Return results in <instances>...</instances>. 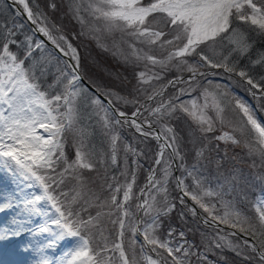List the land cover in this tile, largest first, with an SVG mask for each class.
<instances>
[{"label": "snow or ice", "instance_id": "1", "mask_svg": "<svg viewBox=\"0 0 264 264\" xmlns=\"http://www.w3.org/2000/svg\"><path fill=\"white\" fill-rule=\"evenodd\" d=\"M13 3L23 6L36 26L33 32L53 48L46 51L45 42L32 35L16 40L23 25H0V175L14 186L0 201V212L15 207L29 221L44 220L35 228L16 220L15 227L0 228V242L25 232L45 236L36 249L38 264H192V257L214 264L207 256L214 249L264 264V194L249 200L247 176L235 163L222 171L228 153L225 149L220 157L218 151L219 142L239 147L251 160L250 168L264 169V123L257 115L264 113V75L256 77L248 66H240L254 46L252 34L264 37V0H67V14L80 25L79 36L141 69L134 73L136 84L129 95L103 83L87 87L80 52L62 27L39 5L34 11L28 0ZM48 7L55 11L57 5ZM37 50L40 54L34 55ZM257 65L264 67V53L251 60V67ZM171 71L178 75L161 83ZM220 79L246 85L255 107ZM127 106L134 108L130 115L121 110ZM182 117L191 121L187 142L172 123ZM95 127L106 139L107 152L90 144ZM125 127L139 134L141 143L151 138L158 144L136 193L138 158L144 153L123 140ZM69 137L72 157L66 152ZM213 141L218 142L212 149L215 159L209 148ZM185 143L194 152L191 165ZM121 144L123 181L108 174ZM129 153L136 166L130 175ZM230 159L242 162L238 156ZM210 164L215 168L212 178L207 174ZM175 171L180 175L174 176ZM256 179L264 180V172L256 173ZM173 180L179 192L175 198L169 188ZM174 200L182 206V221L190 213L212 229L201 233L203 251L187 240L174 243L173 227L161 239L162 218L177 208ZM245 203L251 205L247 210L240 207ZM179 236L184 238L185 232ZM65 240L72 244L57 260L44 254ZM29 248L30 242L23 250Z\"/></svg>", "mask_w": 264, "mask_h": 264}, {"label": "trees", "instance_id": "2", "mask_svg": "<svg viewBox=\"0 0 264 264\" xmlns=\"http://www.w3.org/2000/svg\"><path fill=\"white\" fill-rule=\"evenodd\" d=\"M1 2V0H0ZM4 3V1H3ZM28 3L30 7H33V10L36 11V5H39L40 9H42L44 12L47 13V15L50 17L52 21H54L56 24L60 25L64 31V34L68 36V38L73 41V45L78 48L80 52L81 59H84L85 62L92 64L93 68H96L95 73H99L100 76H93L88 75V73L85 72V79L90 84L93 83H103L108 86L114 87L116 90L121 92L122 94L129 95L133 91V86L136 84V80L134 78V73L138 71V69H133V71L130 73L129 68L127 64L122 63L120 60H118L116 57L112 56L110 52L103 51L101 48L97 47V43L95 40L90 39L86 36H79V33L81 31L80 25L72 19L70 15L67 14V0H28ZM50 3H55L57 5V8L55 11L51 10L48 5ZM1 4V3H0ZM10 8V7H9ZM11 16L14 18H18L19 21L24 22L25 20L19 16L14 8H10ZM10 16V17H11ZM8 18L7 16H5ZM87 18V17H86ZM89 23H92L91 19L89 18ZM73 33L77 34V38L73 39ZM253 40L255 41L254 46L249 53L248 60L242 58L240 60V66H248L249 71L251 74H253L256 77H259L260 75H264V67H261L259 65L255 67H251V60H255L259 53H264V38L257 36L255 34H252ZM116 39H119V34H116ZM108 43H111V38H106ZM125 50H127V45H122ZM46 51H51L48 47L46 48ZM37 55V54H36ZM255 57V58H254ZM141 70V69H139ZM127 74L129 76H127ZM178 75L175 71L168 72L165 76V80L162 81L166 82L169 79H172ZM131 76V77H130ZM49 80H51V77H49ZM92 123V122H91ZM94 124V123H93ZM98 127L93 128V132L95 133V136L92 135L91 139L97 142V145L101 149L104 147L107 142L105 137L102 135V133L98 132ZM121 136L123 137L124 141H127L130 143V136H128L127 133L122 132ZM185 137V134H184ZM188 140V139H187ZM131 144V143H130ZM216 144V141L213 145ZM213 145L210 147V149L215 148ZM224 145V143H223ZM221 146V145H220ZM227 147H231V145H226ZM224 148V146H222ZM123 150V145H122ZM185 150L187 152L186 155V161L189 165L193 163L194 158V152L191 149V145L189 144V147ZM66 152L68 153L69 157L73 156L74 149L70 145V142L66 145ZM124 155V152H123ZM210 156L212 159H215L217 157V153L215 154L213 150H210ZM219 156L223 157L224 152L219 151ZM129 159V170L132 171V168L135 169V165L133 164V159L131 158V155H128ZM139 164L141 165L140 169L142 171V176L138 180V187L136 192H139V189L144 185V178L148 174V168L151 165V162L144 161L139 158ZM242 166H244V163H241ZM232 165L227 162V159L225 160L224 166L222 170H227ZM211 164L208 166V172L212 173L215 172V168H213ZM113 168L115 176H117L121 181H123L124 177L120 176V173L122 171V168L117 166L114 168V166H110L108 168V172ZM261 172H264L263 169H259ZM113 173V171H112ZM256 175L258 171L254 169L253 172H249V174ZM245 174V173H244ZM86 175H94V173H86ZM130 175V174H129ZM180 175V172H179ZM175 176V175H174ZM215 175L213 174L212 177ZM186 183H191V181H185ZM254 183L251 182V185L249 184V188L247 187L245 189V193L247 194L249 200L251 199V193L255 191V188L262 187L264 184L260 181V184L253 186ZM213 186H215V182H213ZM169 188L171 191V196L173 198L177 197L179 195L178 190L175 188L174 180L170 182ZM108 193L105 192L104 195H107ZM231 199V197H228ZM174 202L177 204V208L171 213L169 217H164L163 219V227L160 229V236L161 239L168 238L167 232L169 227H173L176 229V231L173 233L172 239L174 240V243L179 244L182 243L184 240H187L189 242H193L197 249L200 251H203V244L201 243L202 237L201 233H211L212 230L209 228H206L204 225L199 222L198 217H192L190 213H186L184 220L182 221L178 213L182 210V206L179 204L178 200H174ZM136 203L135 199H133L132 204L134 205ZM188 203V201H187ZM189 204V203H188ZM190 205V204H189ZM240 207L247 210L251 207L249 203H245L243 205H240ZM202 211V210H201ZM249 215H252L253 213L249 212ZM191 229V231H190ZM185 232V237L181 238L179 236V232ZM141 239V237H139ZM208 243H211V241H208ZM187 247V245H185ZM139 251V249H137ZM208 260L214 262V264H251V261L245 260L244 258L238 257L236 254H233L232 252L227 253L226 250L221 252L219 249H214L213 251H210L207 253ZM192 264H207V262H201L197 261L196 257H192Z\"/></svg>", "mask_w": 264, "mask_h": 264}, {"label": "rangeland", "instance_id": "3", "mask_svg": "<svg viewBox=\"0 0 264 264\" xmlns=\"http://www.w3.org/2000/svg\"><path fill=\"white\" fill-rule=\"evenodd\" d=\"M145 2H148V0H145ZM0 25H6L7 27H12L13 24L15 25H23V28L19 31V33L16 35L15 39L16 40H22L24 35H32L33 36V40L34 41H37V40H40L39 38H37V36H35V32H33V29L28 25V23L25 21L24 22H21L18 20V18H14L11 16V12H10V8H6L2 2H0ZM5 16H7L8 18H6ZM11 16V17H10ZM96 23L99 25L101 24L102 22L101 21H96ZM15 30V29H14ZM118 34V33H117ZM257 37V36H255ZM46 38V37H45ZM264 38V37H263ZM70 40V39H69ZM73 42V41H71ZM139 46V45H138ZM12 50H16L15 46L13 45L12 46ZM39 55V50H37L36 53H34V55ZM154 54H157L159 55V53H154ZM248 56H245L244 59H247L248 60ZM255 58V57H254ZM81 64L85 70L86 73H88V75H92L93 76H100L101 75L99 73H95V70L96 68H93L92 64H89L87 62L84 61V59H81ZM241 65V64H240ZM130 73L133 71V69H135L133 66L131 65H127ZM138 69L139 71V68H136ZM222 71V70H221ZM172 72V71H171ZM185 76H187L188 74L185 73L184 74ZM127 76H129L127 74ZM131 77V76H130ZM219 79V78H218ZM233 80L235 81H239V78L238 77H233ZM219 82L221 83H230L231 84V88H232V91L237 93L239 96L243 97L245 100H247L250 104H253V106L255 107V103L252 99V97L250 96V94L245 91V87L246 85L244 84H240V83H231L229 82L228 80L226 79H220ZM183 85H177V87H182ZM118 91V90H117ZM169 91H172V89H169ZM192 95H197V93H193ZM121 110L122 111H125L127 112L129 115L132 113V111L134 110V108L132 106H127V107H121ZM145 115H147V113H145ZM258 117L260 118L261 122L264 123V113H257ZM185 119L184 117L181 118V120L179 121H172L173 125H175L177 127V130L180 132L181 136L184 137V134H185V141L187 142V139L189 138L188 137V126L191 124V121H187V123H185ZM82 124L85 123V121H81ZM92 123H95V121L93 120ZM98 132H99V129H97ZM94 130L92 129V132ZM122 132H125L128 134V136H130L129 140H130V143L136 147L137 149H139L140 151H142L144 153V155L140 156L139 158L144 160V161H149L153 162V159H154V154L155 152L158 150V144H157V141L154 140V139H151L149 138L146 142L144 143H141L140 141L143 139L142 137L139 136V134H135L134 135V130L133 129H130L128 127H125L121 130V133ZM216 134H219L218 132L217 133H214V134H211V135H216ZM93 136H95V133L93 132ZM70 142V145L72 144L71 142V137H69V141ZM215 141H213V143L211 145H209V148L214 144ZM218 143V142H216ZM90 144H95L97 148H99V146L97 145V142H95L94 140H90ZM221 145V146H220ZM185 146L186 148L189 147V144L185 143ZM224 146V148L222 147ZM213 147H215V145H213ZM120 152L118 153V157H117V164L114 166L117 167H121L122 168V171L124 170V155H123V150H122V144L120 145ZM103 151L107 152L108 151V145L106 144L104 147L101 148ZM214 149V148H212ZM210 149V150H212ZM227 149V153H228V159H227V162H229L231 165H233L234 163L236 164V167H239L242 169L243 173H245L244 175L247 176V180H248V183L247 185H245L244 187V190L248 187L249 188V184L251 185V182L254 183L253 186H256L258 184H260V181L264 184V180H260V179H256V175H253L252 173L249 174V172H253L254 169L250 168L249 167V164L251 163V160L246 156V153H245V150H242L241 148L239 147H235V146H231L230 148L227 147L225 144L223 145L222 142H219V150L218 151H223ZM213 152L216 154L217 151L216 150H213ZM130 154V153H129ZM131 155V154H130ZM233 156H238L240 158H242V162L240 163H236L234 161H232L230 158L233 157ZM131 158L134 159V157L131 155ZM138 158V159H139ZM129 161V159H128ZM241 163H244V166L241 165ZM213 166V165H212ZM214 168V167H213ZM133 170V168H132ZM258 172H261V170L259 169H256ZM264 170V169H263ZM113 171V173H112ZM224 171V170H222ZM128 172L129 174H131L132 171L129 170V162H128ZM108 174L110 176H115L114 174V170L113 168L108 172ZM207 174L210 176V178H212L213 174L215 175V172L212 171V173L208 172L207 170ZM136 175H137V181H136V186L134 188V193L135 191L137 190V187H138V180L141 178L142 176V171L140 169H136ZM143 177V176H142ZM146 177L147 175L145 176L144 178V183L146 181ZM213 182H216L215 180H213ZM261 194H264V186H262L261 188L258 187V188H255V191L253 193H251V199L254 200L258 195H261ZM188 203L189 204H192V201L188 200ZM21 214V213H19ZM199 220V219H198ZM200 222V220H199ZM202 225H204L202 222H201ZM206 228H209L208 226L204 225ZM223 228H225V231H230V229H228L226 226H221ZM210 230H212L211 228H209ZM141 240H142V237H141ZM72 242V241H71ZM18 249V248H17ZM227 253H229L230 255V252L231 251H228L226 250ZM233 254H235L234 252H232ZM241 258V256H238ZM243 258V257H242Z\"/></svg>", "mask_w": 264, "mask_h": 264}, {"label": "bare ground", "instance_id": "4", "mask_svg": "<svg viewBox=\"0 0 264 264\" xmlns=\"http://www.w3.org/2000/svg\"><path fill=\"white\" fill-rule=\"evenodd\" d=\"M13 189L14 186L10 182L9 177L7 175H0V201L9 197L13 192ZM21 211L22 209L14 207L0 212V221H5V224L1 225L0 228L15 227L14 221L16 220L24 221L27 228H35L39 224L43 223V217H33L29 221L26 215L22 216L19 214ZM44 240L45 236L37 235L33 237L30 233L25 232L18 238H12L8 241L0 242V256L4 250L8 252L9 255L6 261H0V264H38V257L40 253L36 249L42 245ZM29 242L31 243V248H29L28 251H24V247L29 244ZM71 244V240H65L59 245V247L52 250H46L44 254L55 261L66 248L71 246Z\"/></svg>", "mask_w": 264, "mask_h": 264}, {"label": "water", "instance_id": "5", "mask_svg": "<svg viewBox=\"0 0 264 264\" xmlns=\"http://www.w3.org/2000/svg\"><path fill=\"white\" fill-rule=\"evenodd\" d=\"M7 2L10 4V5H12V6H14L24 17H26V15L23 13V11L21 10V8L17 5V4H15V3H13L12 1H10V0H7ZM31 26L33 27V28H35V26L33 25V24H31ZM39 36L42 38V40H44V41H46V43L47 44H49L52 48H53V46L51 45V43H49L42 35H40L39 34ZM89 88H91V86L90 85H88L85 81H83Z\"/></svg>", "mask_w": 264, "mask_h": 264}]
</instances>
